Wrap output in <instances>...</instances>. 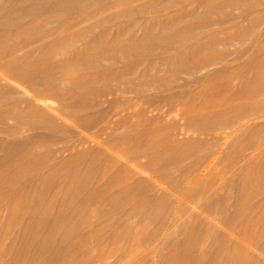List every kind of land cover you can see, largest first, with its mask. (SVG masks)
<instances>
[{
  "label": "bare ground",
  "instance_id": "obj_1",
  "mask_svg": "<svg viewBox=\"0 0 264 264\" xmlns=\"http://www.w3.org/2000/svg\"><path fill=\"white\" fill-rule=\"evenodd\" d=\"M259 33L264 34V0H0V132L6 144L0 163L33 139L37 130H53L52 138L57 139V132L67 130L59 120L69 121L70 128L97 127L99 142L114 139L113 130L132 116L148 119L147 112L153 110L168 114L173 98L205 78L212 77L211 87L226 89L233 96L257 93L250 87L253 84L235 87L229 81L238 75L244 82L257 81L258 77L248 69L239 72L232 68L227 44L235 40L242 46L252 37L249 43L254 45ZM219 44L227 47L219 49ZM236 53L241 56L242 47ZM262 60L264 55L255 53L245 64L252 68ZM213 64L217 67L209 69ZM220 77L223 79H216ZM127 93L134 94L139 102L134 113L117 110L121 104H116V95ZM108 95L114 101L105 106ZM201 116L202 122L215 118ZM196 118L184 117L185 123L198 121ZM7 119L13 123L8 124ZM25 131L32 133L24 136ZM139 144L136 139L133 152L138 151ZM61 177L72 178L67 174ZM65 179L58 182L59 188ZM40 180L44 188L51 184L46 178ZM68 185L64 191L71 195L58 200L59 211L54 216H30L34 244L19 248L9 264H95L98 260L97 264H113L114 259L108 260L113 254L102 261L95 256L105 238L124 235L115 229L116 221H104L94 234H88L85 231L92 225L90 219L72 220L83 212L77 199L95 201L103 194V184L82 191V183L72 178ZM149 186L136 179L129 188L109 194L111 208L99 209L97 216L105 217L113 210L123 214L128 208L127 196H137ZM262 192L254 204H264V189ZM32 203L36 205V201ZM130 209L146 213L142 201H135ZM241 211L238 208L234 212L235 218ZM57 225H63L64 231L54 230ZM256 247L259 253L239 250L243 257L233 264H264V231ZM224 248L221 242L216 243V253L222 254ZM220 254L212 260L203 250L188 255L194 256L197 264H228Z\"/></svg>",
  "mask_w": 264,
  "mask_h": 264
},
{
  "label": "rangeland",
  "instance_id": "obj_2",
  "mask_svg": "<svg viewBox=\"0 0 264 264\" xmlns=\"http://www.w3.org/2000/svg\"><path fill=\"white\" fill-rule=\"evenodd\" d=\"M233 11L237 13L236 9ZM251 38L242 46L233 40L228 47H218L229 48L228 59L234 70L248 69L258 77L257 81L244 82L241 75L233 76L229 79L231 84H253L250 87L257 93L233 96L226 89L211 87L212 77L205 78L182 96L173 98L168 114L153 110L147 112L150 118L143 117L146 120L132 116L113 130L114 139L99 142L100 137L95 136L97 127L70 128L69 121L59 120L67 130L57 132V139L52 138L53 130H37L33 139L2 160L0 264H9L19 248L34 244V236L29 232L30 216H54L59 211L58 200L69 195L64 190L72 178L82 183V191L104 186L103 194L95 201L77 199L83 212L76 214L73 222L77 217L90 219L92 225L84 231L94 234L104 221H116L115 229L124 232L118 239L105 238L97 251L94 249L95 258L100 256V261L113 254L108 258L114 259L113 264H197L189 253L203 250L212 260L220 254L216 253V243L220 242L225 247L220 255L228 264L243 257L239 250L259 253L256 243L264 231V204L253 202L263 196L264 189V60L252 68L245 61L255 53L264 55V34L258 36L254 45L249 43ZM241 47L243 54L238 56L236 50ZM158 73L164 75L163 71ZM116 96L117 103H111L113 108L115 103L121 104L124 110L119 105L118 112L134 113L139 103L134 94ZM112 97L108 95L109 100L103 104L109 105ZM127 99H131L130 103ZM40 103L35 104L43 106ZM238 103H242L241 107ZM201 115L215 118L202 122ZM190 116H197L198 121L187 125L184 117ZM7 123L12 124L13 120L7 119ZM31 133L25 131L23 135ZM2 138L0 132V156L6 145ZM136 139L140 140L139 149L133 152ZM58 148L63 150L57 151ZM63 174L72 178L65 179ZM45 178L51 182L48 188L40 184V179ZM63 179L65 185L59 188L58 182ZM136 179L149 184V189L137 196L129 194L128 208L123 214L113 210L105 217L97 216L99 209L111 208L109 194L129 188ZM135 201H142L146 213L129 212ZM238 208L242 214L235 218ZM54 230L64 231L63 225Z\"/></svg>",
  "mask_w": 264,
  "mask_h": 264
}]
</instances>
